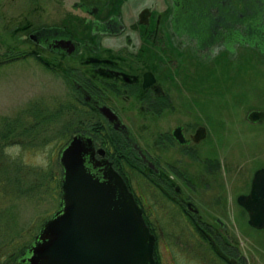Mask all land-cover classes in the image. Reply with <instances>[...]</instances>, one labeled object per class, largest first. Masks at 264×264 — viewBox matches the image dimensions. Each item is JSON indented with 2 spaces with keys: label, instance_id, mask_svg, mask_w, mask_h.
Listing matches in <instances>:
<instances>
[{
  "label": "flooded vegetation",
  "instance_id": "obj_1",
  "mask_svg": "<svg viewBox=\"0 0 264 264\" xmlns=\"http://www.w3.org/2000/svg\"><path fill=\"white\" fill-rule=\"evenodd\" d=\"M65 9L58 23L26 30V43L41 50L26 57L38 60L43 74L64 88L66 99L58 107L72 108L78 122L88 125L75 134L91 138L93 160L106 159L124 180L155 236L156 262L165 218L171 245L180 251L202 250L200 257L208 260L206 241L218 249L217 239H228L238 248L221 213L217 157L227 147L225 134L232 133L225 124L233 117L224 116V108L237 107L241 95L211 103L203 99L206 82L195 84L214 58L224 66L215 74L221 80L264 79V0H74ZM253 63L261 67L244 66ZM223 85L216 81L214 87L228 86ZM207 102L216 105L214 112L204 109ZM261 111L249 110L244 120L264 130V117H248ZM260 170L264 163L236 203L250 193ZM208 199L214 210L200 208ZM217 253L241 264L232 253Z\"/></svg>",
  "mask_w": 264,
  "mask_h": 264
},
{
  "label": "rangeland",
  "instance_id": "obj_2",
  "mask_svg": "<svg viewBox=\"0 0 264 264\" xmlns=\"http://www.w3.org/2000/svg\"><path fill=\"white\" fill-rule=\"evenodd\" d=\"M72 1L0 0V264L19 262V257L32 245L42 225L58 209L59 183L55 194H51L50 186L55 187V184L50 179L62 177L60 152L77 136H66L62 142L63 134L68 129L73 132L76 112L73 113L69 107H58L66 99L64 88L54 76L43 74L45 72L40 69L38 60L31 55L26 57L29 51L41 50L28 45L24 37L30 30L58 23L60 10L63 9L65 14V8L68 9ZM98 2L103 3L104 0ZM244 58L250 56L244 55ZM47 59L59 63V59L51 56ZM213 60L215 63L203 66L205 71H200V82L195 84V88H199L203 86L202 80L206 82L203 99L212 103V100L218 101L223 97L231 99L237 93L241 95V103L237 107L224 108V116L233 117V123L225 124L232 133L226 131L227 147L217 157L221 164L219 186L224 195L221 213L235 245L245 256L246 261H242L264 264V230L251 228L236 203V196L248 189L253 170L264 163V130L251 127L244 120L249 110L264 112V79L244 81L241 76H235L233 81L221 80L222 77L215 74L224 66L216 63V58ZM244 66L252 69L261 67L254 66V63ZM244 73L249 72H241ZM216 81L228 86L217 89L214 87ZM211 103L204 106L209 113L215 111L216 105ZM28 112H32L34 117L31 125L34 131L27 127ZM76 128L77 132L84 133L88 125L79 124L74 131ZM146 193L154 199L153 192ZM210 201L200 204V208L214 210ZM167 223L168 218H165L162 224L166 229L157 235L160 264H207L205 262L209 260L199 255L202 250L197 253L172 247L173 239L169 236ZM202 249L208 252L206 246ZM234 257L240 260L237 255Z\"/></svg>",
  "mask_w": 264,
  "mask_h": 264
},
{
  "label": "water",
  "instance_id": "obj_3",
  "mask_svg": "<svg viewBox=\"0 0 264 264\" xmlns=\"http://www.w3.org/2000/svg\"><path fill=\"white\" fill-rule=\"evenodd\" d=\"M101 110L107 114L106 108ZM248 117L255 121L264 112ZM93 159V141L81 135L60 152L58 209L18 264H156L155 239L133 195L106 159ZM237 203L247 212L248 225L264 230V170L256 173L250 193L239 196Z\"/></svg>",
  "mask_w": 264,
  "mask_h": 264
},
{
  "label": "trees",
  "instance_id": "obj_4",
  "mask_svg": "<svg viewBox=\"0 0 264 264\" xmlns=\"http://www.w3.org/2000/svg\"><path fill=\"white\" fill-rule=\"evenodd\" d=\"M38 112H40V111H37V113ZM34 117H33V115H32V112H28V116H27V119H29V121H27V124L29 125V126H27L28 128H30V130L32 129V131H34V128H32L31 127V125H32V121L34 120L33 119ZM41 120H42V118H40ZM79 124H81L80 122H78V120H76V121H74V124H73V129H72V131L73 132H71L69 129H68V131H65L64 132V134H63V138L64 137H66V136H70V135H72V134H75V133H77V129L78 128H76V130L74 131V128L75 127H79ZM97 125V124H96ZM71 126V125H70ZM92 125L90 124V127H91ZM71 127V128H72ZM70 131V133H67V132H69ZM63 138H60L61 140L63 139ZM103 140V139H102ZM63 141H65V138L62 140V142ZM62 175V174H61ZM50 182H54V184H55V187H53V186H50V189H49V193H51V194H55V190H57V184L59 183V187H60V183H61V179H59V177L58 178H56V177H53L52 179H50ZM59 187H58V189H59ZM227 241H228V239L226 240V239H223V241H221V240H218L217 239V246H218V249H216L215 247H212V245H211V243H209L208 241H206V247H207V251L208 252H206V254H207V257H208V262H207V264H229V263H227L225 260H224V258L221 256V255H219L217 252L218 251H220V249H221V251H223V256H226V253L227 252H229V253H232V254H234L235 256L237 255L238 257H240V260H239V262L241 263V264H246L245 263V261H246V259H245V256L240 252V250H239V248H236V247H233V249H232V246H229L228 245V243H227ZM154 257H155V255H154ZM242 259H245V261H242ZM155 260H156V258H155ZM158 264V263H157Z\"/></svg>",
  "mask_w": 264,
  "mask_h": 264
}]
</instances>
